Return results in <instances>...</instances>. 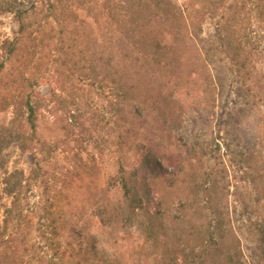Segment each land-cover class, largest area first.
Instances as JSON below:
<instances>
[{"label": "rangeland", "instance_id": "obj_1", "mask_svg": "<svg viewBox=\"0 0 264 264\" xmlns=\"http://www.w3.org/2000/svg\"><path fill=\"white\" fill-rule=\"evenodd\" d=\"M96 1L39 5L14 48L18 25L0 8V264H84L87 239L90 256L110 264H264L248 238L264 224V129L255 131L264 119V0H107V16ZM166 3L183 19L153 21ZM165 33L179 62L143 66ZM221 121L233 131L228 150ZM127 128L133 147L158 141L183 153L176 183L151 185L163 201L152 219L121 198L120 168L136 174L138 161L120 143ZM9 176L23 213L6 222ZM210 209L224 215L222 229Z\"/></svg>", "mask_w": 264, "mask_h": 264}, {"label": "trees", "instance_id": "obj_2", "mask_svg": "<svg viewBox=\"0 0 264 264\" xmlns=\"http://www.w3.org/2000/svg\"><path fill=\"white\" fill-rule=\"evenodd\" d=\"M30 1V5L28 9H23L21 6L22 3H20L18 0H3V2L0 3V8H2V12H8L12 13L14 15V18L16 20V23L18 25V31H17V37L12 42H7L9 46H13V48L18 43V36L21 37L24 32L26 31V25L25 21L27 18V15L30 11H36L39 5H42L43 3H49L45 0H28ZM109 5V2L107 0H97L95 7L102 15L101 16H107V6ZM163 13L160 14V17H157L153 19V21L159 20V23L161 25L170 26L174 22H178L181 19H183V13L181 11H175L174 8L171 7L170 3L163 4V8L161 7ZM180 18V19H179ZM92 23V22H91ZM90 22L86 21V26L91 25ZM184 29H188L189 23L186 19L183 20ZM156 26V25H155ZM73 29V28H72ZM71 29V30H72ZM145 29L140 30V34L145 37ZM72 34L73 32H67ZM119 33V31L116 32ZM168 33H165L164 37L160 38V40L155 41L153 43V53H146L143 54V58L145 64L143 66L157 69H164L165 67H170L172 64L179 62V59L174 56V46L175 42L173 40H170ZM167 35V37H166ZM188 35H191L190 32ZM120 38H126L129 37L127 35H124V33H119ZM153 39V38H152ZM191 39V38H188ZM15 45V46H14ZM14 51V49H13ZM155 56H159V58H156ZM92 61V60H91ZM2 66H0L1 69ZM157 72V71H156ZM250 74V73H249ZM124 88L121 86L119 88V95L123 97L126 93L123 91ZM158 101V99H157ZM161 101V99H160ZM152 104H155V101L152 102ZM23 106L25 110H27L26 117H25V123L28 126V130L30 131V136L34 135L36 132V116H35V106L34 103L31 101L30 98H26ZM165 107L163 104L161 105V108ZM167 107V106H166ZM161 108H157L158 115L157 117L161 116L164 111ZM119 116L121 122H125L126 118L123 115V110L119 109ZM227 116H230L226 113ZM221 118H224L223 116ZM145 120V119H144ZM221 121V123L218 124V131L217 136L219 137V134H222L223 140V146L225 150H228L231 146V143L229 139L232 141L233 131L228 129ZM264 129V119H259L258 123L255 127V131H262ZM127 134L130 135V138L127 137ZM133 131L131 128H127L126 131L120 130V143L121 145H124L125 147L128 146L130 150H135L138 153V161L137 166L135 169L136 174L134 173H127L124 171L123 166L120 168V179H119V185L120 189L122 191L121 198L123 203H125L130 210L134 211H143L144 214L146 213V216L149 217V213L152 212V215H158L160 211H162V198L160 196H157L153 189L151 188L152 183L154 181H160L162 183H169L170 185H173L176 183V180L178 176L181 173L182 169V150L175 146V144L170 145H162L160 143L154 142L152 144L150 143H139L134 145L133 147V139L132 137ZM186 147V145L184 146ZM188 147V146H187ZM186 147V148H187ZM186 151H189L186 149ZM264 176V175H263ZM262 176V178H263ZM5 185H9V193L12 196V201L10 203V207L6 209V222L13 221L15 219H19L22 217V208L20 206V199L18 194L17 186H12L10 182V176L9 178L5 179L4 182ZM206 185V184H205ZM143 188V193H139V189ZM152 210V211H151ZM210 219L211 223H214L215 228L222 229L223 225L222 221L225 220L224 215L218 210L210 209ZM149 215V216H148ZM150 218V217H149ZM153 216L150 218L152 219ZM261 220V219H260ZM262 221V220H261ZM264 222V221H263ZM56 230V228L54 229ZM211 237V235L209 236ZM221 240H224L225 235H221ZM249 242L251 244H255L260 248V251L264 253V224H256L255 227L252 229L251 233H249ZM238 239V238H236ZM58 240V239H57ZM239 241V239H238ZM89 240L87 239V242L81 246H79V253H83V262L84 264L90 263V264H110L109 261H101L99 259H96L93 254L90 256V247L88 246ZM58 246L61 247V243L57 241L55 243ZM73 249V247H71ZM96 254V253H95ZM74 255V254H73ZM89 256V257H88ZM59 262H62L61 257H57ZM80 264V263H78Z\"/></svg>", "mask_w": 264, "mask_h": 264}]
</instances>
